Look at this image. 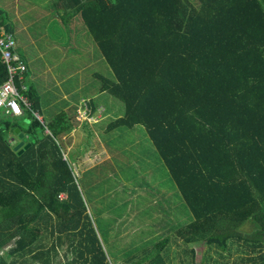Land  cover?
<instances>
[{"label": "trees", "instance_id": "obj_1", "mask_svg": "<svg viewBox=\"0 0 264 264\" xmlns=\"http://www.w3.org/2000/svg\"><path fill=\"white\" fill-rule=\"evenodd\" d=\"M55 6L62 24L82 21L112 70L95 74L124 103L106 131L144 126L192 216L118 264H231L232 253V264H264V0ZM7 77L0 53V86ZM27 95L31 110L0 119V264H113L76 183L80 151L71 162L63 149L88 123L76 108L46 122L39 93ZM17 129L31 143L22 154Z\"/></svg>", "mask_w": 264, "mask_h": 264}, {"label": "rangeland", "instance_id": "obj_2", "mask_svg": "<svg viewBox=\"0 0 264 264\" xmlns=\"http://www.w3.org/2000/svg\"><path fill=\"white\" fill-rule=\"evenodd\" d=\"M54 4L55 0H0L1 13L4 17L8 15L15 20V25L20 27L29 18L36 19L32 22L34 23L32 27L37 28L36 30L28 31L27 34L24 31L20 32L18 37L23 42L24 39L28 42L29 36H32L41 45L39 36L44 28V34L51 37V41L59 46V49L56 48L53 50L55 52L50 53L46 49H52L44 38V46L42 48L38 46L39 50L44 51V63L39 60L30 63L31 70L26 74V82L28 83L33 76L40 78L31 84L38 93L46 84L49 85L53 81L67 91L74 92L78 88L71 97V103L80 97H93L101 85L95 74L112 78V70L82 21L76 20L75 31L69 32L70 27L62 24L61 18L56 19L57 17L53 16ZM27 8L29 11L24 13L23 10ZM32 49L39 51L37 48ZM34 54L37 55H33L34 57H39V52ZM27 57L25 56L26 61L29 60ZM47 60L48 62H45ZM54 94L56 91L50 92L51 96ZM51 96L47 91L44 100L49 102ZM110 97L115 103L114 113H111L106 121L124 113V103ZM57 107L60 106L56 105L55 109L50 106L49 111L45 109L46 122L53 119L51 113H55ZM3 118L4 112L0 110V119ZM10 139L14 145L29 141V138L20 139L18 135H10ZM101 139L106 141L107 152L111 156L108 157L106 152L107 158L98 157V164L88 163L91 159L87 157L94 154L93 151L87 153L88 148L93 149L92 143L89 146L91 140H85L80 144L82 146L77 143L73 146L72 139V143L64 140L62 143L71 162L77 149L80 148L82 155L87 153L75 167L76 183L105 251L112 263L118 264L129 255H135L156 243L161 235L171 238L174 231L192 221V216L171 181L144 126L117 128L106 132ZM96 151L104 154L101 145H96ZM179 215L181 217H178ZM154 225L158 226L159 231L153 227ZM173 247L176 248L175 245ZM214 257L216 258V255ZM225 257H229V252L225 253ZM237 257V253H232L230 263L232 264ZM224 260L220 259L221 262Z\"/></svg>", "mask_w": 264, "mask_h": 264}, {"label": "crops", "instance_id": "obj_3", "mask_svg": "<svg viewBox=\"0 0 264 264\" xmlns=\"http://www.w3.org/2000/svg\"><path fill=\"white\" fill-rule=\"evenodd\" d=\"M54 7H55V14H53V16L57 17L56 19H58L59 18L58 8L55 6V4H54ZM23 11L25 13V11H29V8H27ZM1 12L2 11H0V15H1L0 19H3V21L5 22L7 27H9L11 29V31L15 34L16 41H17L16 52L22 57L23 60H25V56H28L27 58L29 60L28 61L25 60L26 65H27V72L31 70L30 63H33V62L38 61V60L41 61L42 63H44V51H42V49L39 50V47H38V46H40L42 48L44 46V38L46 39V42L47 41L49 42L48 44L50 45V47L52 49V50L46 49L50 53L55 52L53 50L56 48L59 49V46L56 43L51 41V39H50L51 37L44 34V28L42 29L40 36H39L41 45H39L37 42V39L32 37V36H29L28 42H25V39L23 42L22 39L18 37L20 32L24 31L27 34L28 31L36 30L37 28L32 27L34 25V23H32V22H35L36 19L35 18H33V19L29 18L26 23L21 24L19 27V26L15 25V20H12L10 18V16H8V15H6L4 17ZM23 14H22V16H23ZM75 24L76 23H74L72 26H70L69 32H71V30L75 31V29H76ZM46 30H47V28H46ZM66 43L69 44V41H67ZM32 48H37L39 51H36ZM34 52H39V57H34L33 55H36V54H34ZM45 52H47V51H45ZM30 57L32 58L31 60H30ZM45 62H48V60ZM38 79H40V78H38L37 76H33V78H30L29 82L28 83L26 82L28 87L32 86L35 83V81L37 82ZM47 91H48L49 96H51L50 95L51 91H56V94L51 96L52 98H51V100H49V102H46L44 100V96L46 95ZM76 91H78V88H76V90L74 92H76ZM74 92L72 90L67 91L65 89H62V86H58L57 83L54 81L51 82L49 85L46 84L44 89L41 92H39L41 103H42V113H43L42 115L44 116L45 109L47 111L50 110V106L55 109L56 105H59L60 107L59 108L57 107L58 109L54 110L55 113H53V114L51 113V117L53 118L55 116V114H58V113L64 111L65 113H68L69 118H71L72 116H74V110L77 107L79 100L82 98L91 99L92 106L94 108H98V107L105 108L106 116H104L98 123L92 124V125H88V124L78 125V124H76V127L69 134L70 140L71 139L73 140V146L76 143H77V145H80L85 140H88V139L91 140V142H89V146H91V143H92L93 149L89 150V148H88L87 153H89V151H91V152L93 151L94 154L92 153V155H93L92 157H87V159H91V161H89L88 163L93 162L94 164H98V161H97L98 157H101V156L106 157L107 143H106V141L102 140L101 137H103V135L107 132L106 131V127H107L106 123L109 120L106 122H105V120L110 117L111 113H114L115 103L111 99L109 94H107L105 92H103V93L100 92V88L98 90H96L97 94L95 96H93V97H91V96L80 97L77 100H75V102L71 103L70 102L71 97H72ZM71 143H72V141H71ZM96 145H101V149H104V151H103L104 154H102V152L98 153L96 151ZM80 146H82V145H80ZM79 151H81L80 148H79ZM87 153L84 155H82V153H78L79 155H78V159L76 161H78V163H80V160H83V158L87 156ZM107 155H108V157L111 156V154L108 152H107ZM82 164H84V162H82ZM178 217H181V215H179ZM172 220H173V216H172ZM153 227L159 231L157 225H154Z\"/></svg>", "mask_w": 264, "mask_h": 264}, {"label": "built area", "instance_id": "obj_4", "mask_svg": "<svg viewBox=\"0 0 264 264\" xmlns=\"http://www.w3.org/2000/svg\"><path fill=\"white\" fill-rule=\"evenodd\" d=\"M16 48L15 34L0 23V53L8 72L7 80L0 86V110L6 115L18 118L24 116L27 110H31L32 103L27 95L29 91L25 78L27 65L16 52ZM33 114L43 122L40 113L33 112ZM104 114L105 108H94L91 99L82 98L75 110V120L78 123L94 124L98 123Z\"/></svg>", "mask_w": 264, "mask_h": 264}, {"label": "water", "instance_id": "obj_5", "mask_svg": "<svg viewBox=\"0 0 264 264\" xmlns=\"http://www.w3.org/2000/svg\"><path fill=\"white\" fill-rule=\"evenodd\" d=\"M16 133L19 134V130H16ZM19 138L23 139L24 135L23 134H19ZM31 143H27L25 144L24 142L19 143L18 145H16V148H14L15 152H19V154H22L25 150H27L28 148H30Z\"/></svg>", "mask_w": 264, "mask_h": 264}]
</instances>
